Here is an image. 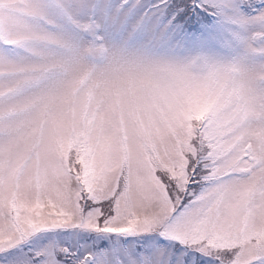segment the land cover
I'll return each instance as SVG.
<instances>
[{
	"label": "snow or ice",
	"instance_id": "snow-or-ice-1",
	"mask_svg": "<svg viewBox=\"0 0 264 264\" xmlns=\"http://www.w3.org/2000/svg\"><path fill=\"white\" fill-rule=\"evenodd\" d=\"M0 264H264V0H0Z\"/></svg>",
	"mask_w": 264,
	"mask_h": 264
}]
</instances>
